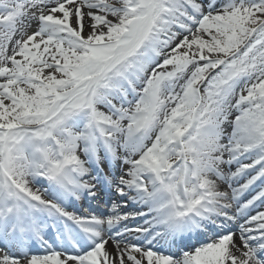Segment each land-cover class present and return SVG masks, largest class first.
I'll list each match as a JSON object with an SVG mask.
<instances>
[{
  "label": "snow or ice",
  "instance_id": "obj_1",
  "mask_svg": "<svg viewBox=\"0 0 264 264\" xmlns=\"http://www.w3.org/2000/svg\"><path fill=\"white\" fill-rule=\"evenodd\" d=\"M0 264H264V0H0Z\"/></svg>",
  "mask_w": 264,
  "mask_h": 264
}]
</instances>
